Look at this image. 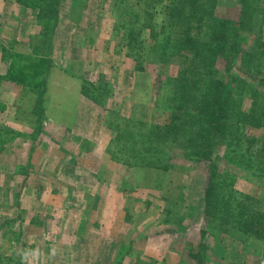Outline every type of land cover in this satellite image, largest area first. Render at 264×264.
<instances>
[{"label":"rangeland","instance_id":"1","mask_svg":"<svg viewBox=\"0 0 264 264\" xmlns=\"http://www.w3.org/2000/svg\"><path fill=\"white\" fill-rule=\"evenodd\" d=\"M56 2L48 26L31 7L25 13L13 4L0 7V37L12 43L0 54L14 72L42 70L24 77L38 84L37 93L46 77L53 79L52 102L90 101L94 122L82 109L90 122L80 127L86 138L62 141L64 153L79 152L61 157L72 166L61 175L68 178L55 183L57 175L45 173L40 180L32 152L44 138L42 109L31 105L29 93L16 94L12 128L5 125L11 132L0 122V264H264L258 70L233 52L229 62L220 59L217 75L229 86L233 106L220 140L202 160L188 143L191 110L179 93L183 76L195 100L206 82L207 69L194 66L185 43H232L239 34L244 49L264 50V0ZM34 25L40 34L24 47L21 36ZM20 46L23 54L14 51ZM36 51L41 65L29 58ZM9 74L5 79L13 82Z\"/></svg>","mask_w":264,"mask_h":264},{"label":"crops","instance_id":"2","mask_svg":"<svg viewBox=\"0 0 264 264\" xmlns=\"http://www.w3.org/2000/svg\"><path fill=\"white\" fill-rule=\"evenodd\" d=\"M26 3H29V1L28 0H1L0 7H5L8 4L9 5L13 4V6L15 7V10L12 9L13 11L15 12L17 11L16 13H25V12L31 11L29 8H26V7H30V5ZM31 9L33 11H37V9H34L32 7ZM0 12H3L1 8H0ZM71 25H72V22H70V26ZM84 25L86 27V23H84ZM31 26L32 25H29V27ZM33 29H34V32H29L27 36H21V38H25L24 40H21L23 41L22 45L24 47L25 45L28 46L30 42L29 41L30 38L34 39L35 37L39 36L38 34H40L39 32L40 30L37 28V26L34 25ZM58 31L59 30H57L55 34H57ZM72 36H74V33L68 34V37L71 38ZM5 39L0 37V52H2V49L4 48V46H6V44L9 43L7 42L8 40H5ZM39 41L41 42V37ZM50 43H51L50 39L45 40V44H50ZM9 44L10 46L12 45V43H9ZM24 47L22 46L15 47L16 49L14 51H16L17 53L23 54ZM40 54L41 53H38L36 51L33 54H31L29 58L34 59L32 61H36V63L41 65L44 61H43V58L38 59ZM35 57H36V60H35ZM9 65H10L9 61L7 62L5 59H3L2 54H0V77L3 78L2 80H0V111H1L0 122L4 123L3 125L7 133L8 131L11 132V130L8 129L7 126L5 125L10 124L9 127L12 128V122L11 123L9 122V119L11 120L12 118L11 116L14 114V112H11V110L13 109L12 104H13V101L20 100V98L16 96V94L29 93L31 97V101H30L31 105H34L37 103V106H39V109H42V114L40 115L39 125L43 124V126L46 128H41L43 131V137H44L41 139L47 142V143H43L39 137L36 138V140L38 138L39 140H37L38 143L36 145V148H33L32 154L33 156H37V159L31 156L33 160L35 159L32 164L34 166L33 173L38 174L37 177H39L40 180L41 178H44L43 174L45 173L54 174V175H57L58 177V178H55V183L62 182L60 180H63V178H68V177L66 176L62 177L61 175L68 173L70 171V168H72V166L65 164V161H63L61 157L65 155L67 156V158H71L77 153H79V152H76L75 154L71 153V155L69 154L70 152L64 153L62 151L64 148V145H62V141L64 142L67 139L75 140V139L80 138L79 136L85 137L84 135H81L80 127L84 125L89 126L90 124L89 121H91L92 123L94 122L91 119V115L94 113V109L91 106L92 103L90 101L87 102L85 99H82L80 96H78V100L76 101L55 100L52 102L51 101L52 99L51 95L53 94L52 90L57 85L56 83H54L53 79H50V81L48 82L47 77L45 78V86L41 90H39L42 93L41 97L39 98V92L37 93L36 88H35V86L38 84L37 83L30 84L28 79L27 81L24 80V77L25 78L29 76H32V78L38 77L40 76L42 70L36 69V70H33L32 75H26L24 71L27 68L26 66H22V68L20 67L18 70H16V72H14L15 69L11 68ZM7 73L8 74L12 73L11 76L9 74L10 77H8V79H12L13 82L5 79V76L7 75ZM48 76H51L50 73ZM35 94L37 95V98ZM84 108H87L86 117L89 119V121L88 120L86 121V119H84L81 114L82 113L81 110ZM27 109L28 110L32 109L30 104L29 106H27ZM54 109H57V112H54ZM62 109H65V111H62ZM81 118H83L84 120L83 125H81L82 123L80 122ZM48 144H55V146H57L58 149H53L50 151L46 149ZM84 150L86 151V149ZM30 161L31 159L29 160V163ZM22 166H25V165L22 164ZM81 171L85 173V170L84 171L81 170ZM92 171H94V169H92ZM33 180H34L33 177L30 175L27 179L28 188H30V182ZM72 191H73V188L71 189V192ZM70 201H73L72 193H70V196L68 198V202ZM23 264H25V261L23 262Z\"/></svg>","mask_w":264,"mask_h":264},{"label":"trees","instance_id":"3","mask_svg":"<svg viewBox=\"0 0 264 264\" xmlns=\"http://www.w3.org/2000/svg\"><path fill=\"white\" fill-rule=\"evenodd\" d=\"M32 8H36V15L38 20H43L47 26L56 19V8L58 3L56 0H28ZM49 7H52L50 9ZM227 22L222 27H226ZM239 26L245 28L243 21ZM224 30V29H223ZM236 42L226 43L222 38L217 39V42L208 45H197L193 42L185 43L183 46L185 50L192 51V57L195 59L194 66L204 67L207 69L204 85V91L200 94L199 99L195 100L194 92L190 85L186 83L184 76L181 77L179 93L181 96L185 95V103L189 106L191 112L187 117L188 122H191V138L188 143H193L196 150H199L194 156L199 159L208 158V149L215 146L220 140V136L224 133L227 118L230 115L233 106V99L231 91L227 83L217 75L216 66H219L220 59L224 58L227 62L231 60L229 53H235V59L240 57L250 67L257 68L258 74L256 77V86L261 92H264V50L253 51L251 49L243 48L241 44L242 37L237 34ZM242 48V49H241ZM201 63L203 66H201ZM229 64V63H227ZM196 68H194L196 70ZM214 70V71H213ZM194 77V72L192 73ZM195 87V86H194ZM183 90L182 92H180ZM39 91V98L41 97ZM181 98V97H180ZM40 100V99H39ZM178 111V108H176ZM193 113V115H192ZM177 117L178 114H173ZM196 125V126H195ZM211 187V184L210 186ZM210 188L206 189L205 198L210 201L213 197Z\"/></svg>","mask_w":264,"mask_h":264}]
</instances>
